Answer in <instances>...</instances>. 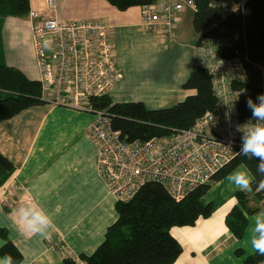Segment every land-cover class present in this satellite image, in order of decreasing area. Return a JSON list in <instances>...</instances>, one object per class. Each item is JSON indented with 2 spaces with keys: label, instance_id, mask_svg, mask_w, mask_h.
I'll list each match as a JSON object with an SVG mask.
<instances>
[{
  "label": "crops",
  "instance_id": "crops-1",
  "mask_svg": "<svg viewBox=\"0 0 264 264\" xmlns=\"http://www.w3.org/2000/svg\"><path fill=\"white\" fill-rule=\"evenodd\" d=\"M83 1L89 5L95 2L97 15H79L78 4ZM58 5V11L53 12L43 0H31V10H39L44 16L57 15L67 20L99 18L113 28L118 68L123 74L109 94L115 102H143L148 109L157 110L174 106L195 93L183 89L197 66L199 39L196 34L191 39L182 33L187 11L179 14L178 39L169 44L159 32L143 28V7L122 11L107 0H58ZM7 23H15V33L25 25L37 62L29 16L24 21L17 17L5 20L6 59ZM94 120V114L48 104L0 120V153L16 168L14 176L0 188V229L7 231V239L21 251L20 264H64L66 253L60 243L78 256L90 255L118 220V200L100 176L98 147L88 132ZM252 180L250 170L245 169L242 180L233 183L219 201H205L208 194L202 198L205 205L214 207L210 218L173 229L184 248L174 264H245L261 248L264 206L249 216L241 239L225 222L237 204V192ZM219 183L216 188L225 180ZM251 204L259 207L262 202L252 197ZM5 244L6 238L0 235V249ZM0 264L11 263L0 256Z\"/></svg>",
  "mask_w": 264,
  "mask_h": 264
},
{
  "label": "trees",
  "instance_id": "trees-1",
  "mask_svg": "<svg viewBox=\"0 0 264 264\" xmlns=\"http://www.w3.org/2000/svg\"><path fill=\"white\" fill-rule=\"evenodd\" d=\"M119 10L144 7L158 0H107ZM193 27L204 39H218L219 55L225 60L239 58L244 64L246 80H236L233 88L239 92L237 107L244 120L256 109L264 115V0H248L239 10L212 7L208 0H196ZM31 0H0V120H9L21 112L46 104L42 99L39 79H31L23 70L6 63L3 27L8 17L29 16ZM184 91H195L174 106L150 110L143 102H115L110 95L91 100L94 109L104 111L112 119L114 129L128 141L146 142L170 136L194 126L198 119L214 110L217 98L210 69L196 66L183 85ZM246 166L253 180L246 189L237 192V204L229 211L225 222L241 239L249 225V216L264 206V129L240 138L237 156L212 179L221 181L239 166ZM13 162L0 153V188L15 174ZM152 185V187H149ZM212 183L198 187L178 201L159 184L148 183L131 201L116 204L118 220L109 227L105 240L90 254H81L84 264H174L184 251L173 235V229L194 226L214 212L212 204L202 202ZM257 198L262 205L251 204ZM0 256L11 264H20L21 251L7 239ZM261 248L245 260V264H264V228L260 230ZM241 253V252H240ZM64 264H77L66 256Z\"/></svg>",
  "mask_w": 264,
  "mask_h": 264
},
{
  "label": "built area",
  "instance_id": "built-area-1",
  "mask_svg": "<svg viewBox=\"0 0 264 264\" xmlns=\"http://www.w3.org/2000/svg\"><path fill=\"white\" fill-rule=\"evenodd\" d=\"M58 11V0H43ZM212 7L231 11L243 8L248 0H208ZM197 10L196 0H158L143 7L142 26L159 32L164 40L178 39L179 14ZM30 20L37 56L42 99L53 107L88 112L95 120L88 128L98 147V169L110 192L120 202L134 199L148 183L162 185L180 201L213 177L238 154L241 137L264 129L261 109L242 119L237 107L239 92L232 83L246 80L241 59L225 60L218 53L220 40L202 39L196 45V65L213 73L217 103L213 111L193 127L146 142L128 141L114 129L112 119L97 111L91 100L109 95L123 78L113 28L104 20L44 16L31 10ZM66 256L77 264L80 257L60 243Z\"/></svg>",
  "mask_w": 264,
  "mask_h": 264
},
{
  "label": "rangeland",
  "instance_id": "rangeland-1",
  "mask_svg": "<svg viewBox=\"0 0 264 264\" xmlns=\"http://www.w3.org/2000/svg\"><path fill=\"white\" fill-rule=\"evenodd\" d=\"M80 9L78 10L79 15H88L94 17L97 15V11H99V8H96V3L88 4L85 1L78 4ZM195 16V12L193 10H188L184 16V22L182 25V33L185 35V37H191V39L194 38L195 32L193 27V19ZM19 20H26L28 17H17ZM7 20V18H6ZM23 25V24H22ZM15 23H7L6 24V36L4 37L5 41V47L7 49L8 58L6 59V63L11 64L13 66H16L23 71H25L32 79H39V70L38 65L35 60L34 54L30 48V43L28 40V30L26 27L21 26L19 29L20 32L15 33ZM5 30V28H4ZM249 170L246 166L241 165L238 168H236L230 175L225 177L223 180H225V183L223 186L216 188L218 184H220V181H211L212 187L210 191H208L207 197H205V201L214 199L215 201H219V199L222 197L224 192H230L231 185L233 183H237L242 180L244 176V170ZM252 175V173L250 172ZM250 178L247 177V182ZM221 180V182L223 181ZM247 182L244 183L243 190L247 188ZM149 187H152L150 185ZM216 188V189H215ZM237 199V194H236Z\"/></svg>",
  "mask_w": 264,
  "mask_h": 264
}]
</instances>
